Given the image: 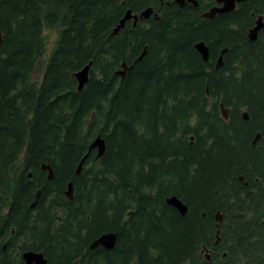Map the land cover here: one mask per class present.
<instances>
[{"label": "trees", "instance_id": "trees-1", "mask_svg": "<svg viewBox=\"0 0 264 264\" xmlns=\"http://www.w3.org/2000/svg\"><path fill=\"white\" fill-rule=\"evenodd\" d=\"M198 2L0 0V264H264V0Z\"/></svg>", "mask_w": 264, "mask_h": 264}, {"label": "water", "instance_id": "water-1", "mask_svg": "<svg viewBox=\"0 0 264 264\" xmlns=\"http://www.w3.org/2000/svg\"><path fill=\"white\" fill-rule=\"evenodd\" d=\"M186 0H175L177 4L180 6H184ZM190 2H193L194 4H197V0H189ZM243 0H218L221 4H223L222 7H214L210 11L204 14L205 17L211 18L215 16L217 13L221 14L224 12H229L232 11L236 8L237 2H240ZM154 9L153 7H148L145 10H143L140 13H135L133 10L130 8L127 10L126 14L124 17L120 20L118 26L115 28L113 31V35L117 34V32L125 26V23L129 19H133L134 22H137L139 19H147L151 16L153 13ZM156 19L159 20L160 16L156 14ZM264 26L263 23V18L262 16L258 19L257 25L250 30L249 37L251 40L256 39L257 31ZM2 42V33L0 31V44ZM196 49L198 52L201 54L202 58L205 61L209 60L210 52H209V47L204 43V42H198L195 45ZM145 54V51L141 54L139 59L143 57ZM90 66L91 62L87 65H85L81 70L77 71L74 76L78 82V90H82L85 86V84L89 81V72H90ZM131 67L128 66L126 63H123V70H119L117 74H120L121 76H125V73L130 69ZM227 116V115H226ZM243 116L245 119H248V114L246 112L243 113ZM258 138V135L256 139ZM96 148L98 149V155L101 156L104 151H105V141L101 137H97L91 144L90 149ZM89 153H87L84 158L82 159L79 167H78V174H81L82 167H83V162L88 156ZM43 168H47L49 170V177H52V170L49 165H43ZM67 195L71 196L72 195V183L69 184ZM39 196V195H38ZM168 203L178 209L180 213L186 214L188 208L186 204L183 203L181 199H179L176 196H171L168 198ZM35 205V203H34ZM218 218H222L220 215L217 216ZM115 240H116V234L114 233H105L100 236L99 239L95 240L91 247H96L97 245H103L106 248H112L115 245ZM23 260L25 261V264H48V260L45 257V255L42 252L39 251H26L23 253Z\"/></svg>", "mask_w": 264, "mask_h": 264}, {"label": "flooded vegetation", "instance_id": "flooded-vegetation-1", "mask_svg": "<svg viewBox=\"0 0 264 264\" xmlns=\"http://www.w3.org/2000/svg\"><path fill=\"white\" fill-rule=\"evenodd\" d=\"M244 1H246V0H243V1L237 2L236 7H237L240 3L244 2ZM185 2H186L185 5H187L188 2H190V1H189V0H186ZM175 3H176V2H175ZM191 3L193 4L194 7H198V6H199V2H198V0H197V4H194L193 2H191ZM178 5H179V4H178ZM185 5H184V6H185ZM222 6H223V4H221L220 2H218V0H204V7H202V8H204V10L202 11V16L205 17L204 14L207 13L208 11H210L212 8H214V7H222ZM150 7H151V6H150ZM181 7H183V6H181ZM153 9H154V8H153ZM152 14H153V17L156 19V14H158V12L154 9V11H153ZM152 14H151V16H152ZM217 14H219V13H217ZM217 14H216V15H217ZM158 15H159V14H158ZM216 15H215V16H216ZM151 16H150V17H151ZM215 16H213V17H215ZM261 16H262V15H258V17H257V19H256V22H255L254 26L251 27V28L249 29V31H248V38H249V39H250V37H249L250 30H251L252 28H254V27L257 25V21H258V19H259ZM213 17H211V18H213ZM205 18H207V17H205ZM262 18H263V16H262ZM131 20L133 21V23H134V25H135L140 19H139L137 22H134L133 19H131ZM263 23H264V18H263ZM258 39H260V42H261V39H262L263 44H264V26L261 27V28L257 31L256 39H255V40H252V41H257ZM250 40H251V39H250ZM207 46H208V45H207ZM208 47H209V46H208ZM209 58H210V56H209ZM218 61H219L220 65H221V63H222V57H219ZM240 63H241V62H239V63L237 64V66H239Z\"/></svg>", "mask_w": 264, "mask_h": 264}, {"label": "rangeland", "instance_id": "rangeland-1", "mask_svg": "<svg viewBox=\"0 0 264 264\" xmlns=\"http://www.w3.org/2000/svg\"><path fill=\"white\" fill-rule=\"evenodd\" d=\"M47 37H48V41H49V43L51 44L52 42H53V39L55 38V32H54V30H52V29H49L48 31H47ZM218 216V215H217ZM221 216V215H220ZM222 217V216H221Z\"/></svg>", "mask_w": 264, "mask_h": 264}, {"label": "bare ground", "instance_id": "bare-ground-1", "mask_svg": "<svg viewBox=\"0 0 264 264\" xmlns=\"http://www.w3.org/2000/svg\"><path fill=\"white\" fill-rule=\"evenodd\" d=\"M174 2H175V0H174Z\"/></svg>", "mask_w": 264, "mask_h": 264}]
</instances>
